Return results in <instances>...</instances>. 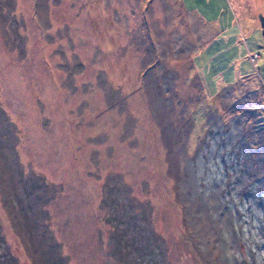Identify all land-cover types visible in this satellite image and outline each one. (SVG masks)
<instances>
[{"label": "rangeland", "instance_id": "rangeland-1", "mask_svg": "<svg viewBox=\"0 0 264 264\" xmlns=\"http://www.w3.org/2000/svg\"><path fill=\"white\" fill-rule=\"evenodd\" d=\"M259 12L0 0V264H264Z\"/></svg>", "mask_w": 264, "mask_h": 264}, {"label": "water", "instance_id": "water-1", "mask_svg": "<svg viewBox=\"0 0 264 264\" xmlns=\"http://www.w3.org/2000/svg\"><path fill=\"white\" fill-rule=\"evenodd\" d=\"M258 17H259V20H260V25L262 26V35H263V39H264V14L262 12H259L258 13Z\"/></svg>", "mask_w": 264, "mask_h": 264}, {"label": "trees", "instance_id": "trees-1", "mask_svg": "<svg viewBox=\"0 0 264 264\" xmlns=\"http://www.w3.org/2000/svg\"><path fill=\"white\" fill-rule=\"evenodd\" d=\"M154 238H155V236H154ZM162 245L164 246V243H162ZM163 248H165V247H163Z\"/></svg>", "mask_w": 264, "mask_h": 264}]
</instances>
